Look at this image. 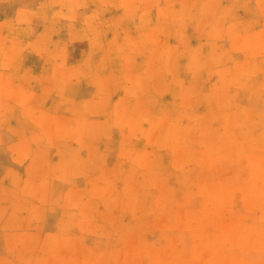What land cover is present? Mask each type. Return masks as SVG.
<instances>
[{"label": "rangeland", "instance_id": "374dc122", "mask_svg": "<svg viewBox=\"0 0 264 264\" xmlns=\"http://www.w3.org/2000/svg\"><path fill=\"white\" fill-rule=\"evenodd\" d=\"M0 264H264V0H0Z\"/></svg>", "mask_w": 264, "mask_h": 264}, {"label": "bare ground", "instance_id": "6f19581e", "mask_svg": "<svg viewBox=\"0 0 264 264\" xmlns=\"http://www.w3.org/2000/svg\"><path fill=\"white\" fill-rule=\"evenodd\" d=\"M69 2H70V1H69ZM70 3H71V2H70ZM212 6H213V5H212ZM206 7H207V4H206ZM211 8H212V7H211ZM205 10H206V8H205ZM211 10H212V9H211ZM203 12H204V11H203ZM210 12H211V11H210ZM210 12H209V13H210ZM216 12H217V11H216ZM75 13H76V15H77V12H75ZM210 14L213 15V13H210ZM203 15H204V13H203ZM207 16H209V15H207ZM213 16H215V15H213ZM220 18H221V17H220ZM220 18H219V19H220ZM221 20H222V19H221ZM219 23H220V22H219ZM125 51H126V50H125ZM216 51H217V50H216ZM120 54H121V53H120ZM210 55H211V54H210ZM214 55H215V54H214ZM214 57H215V56H214ZM216 57H217V56H216ZM241 76H242V75H241ZM232 79L234 80V79H236V78H232ZM232 79H231V80H232ZM239 80H240V79H239ZM242 81H245V80L243 79ZM236 82H237V81H236ZM236 82H235V83H236ZM244 83H245V82H243V84H244ZM238 84H239V83H238ZM205 96H206V95H205ZM205 96H204V97H205ZM208 98H209V97H208V95H207L206 99H208ZM206 99L204 98L205 101H206ZM210 99H211V97H210ZM210 99H209V100H210ZM140 104H141V103H140ZM212 105H214V103H212ZM224 105H225V104H224ZM141 106H142V105H141ZM148 106H149V105H148ZM210 106H211V105H210ZM214 106H215V105H214ZM214 106H213V107H214ZM216 106H217V105H216ZM216 106H215V107H216ZM146 107H147V106H146ZM215 107H214V108H215ZM140 108H142V107H140ZM144 108H145V106H144ZM222 109H224V107H223ZM152 111H153V110H152ZM222 111L225 112L224 110H222ZM226 111H227V110H226ZM243 112H244V110H243ZM146 113H147V112H146ZM149 113H151V112H149ZM226 113H230V112H226ZM245 113H248V111L246 112V110H245ZM250 113H251V112H250ZM80 114H81V113H80ZM150 115H152V113H151ZM247 115H249V113H248ZM111 118H112V117H111ZM227 118H228V116H227ZM110 120H111V119H110ZM161 128H162V127H161ZM119 134H120V133H119ZM124 137H125V136H124ZM124 139H126V137H125ZM126 140H127V139H126ZM239 141H240V140H239ZM127 142H128V141H127ZM127 142H126V143H127ZM237 142H238V140H237ZM237 142H236V143H237ZM124 144H125V143H124ZM254 186H255V185H254ZM257 188H258V187H257ZM243 197H244V194H243ZM247 197H248V196H247ZM247 197L245 196L244 198L247 199ZM250 197H251V196H250ZM204 240H205V239H204ZM207 241H208V238H207ZM236 241H238V240H236ZM57 243H58V241H57ZM222 243H223V241H222ZM214 244H215V243H214ZM240 244H241V243H240ZM244 245H245V244H244ZM244 245H242L241 247H243ZM249 245H250V244H249ZM58 246H59V245H58ZM216 246H217V245H216ZM245 246H246V245H245ZM125 247H126V246H125ZM209 248H210V247H209ZM221 253H222V252H221Z\"/></svg>", "mask_w": 264, "mask_h": 264}]
</instances>
